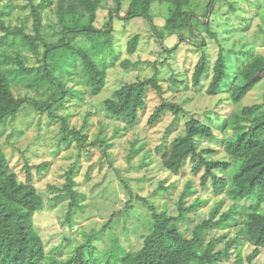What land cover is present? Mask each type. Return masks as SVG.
<instances>
[{
  "label": "clouds",
  "instance_id": "9594fccd",
  "mask_svg": "<svg viewBox=\"0 0 264 264\" xmlns=\"http://www.w3.org/2000/svg\"><path fill=\"white\" fill-rule=\"evenodd\" d=\"M39 2V0H37ZM238 5L237 11L229 12L226 5L221 6L217 3L213 8L212 13L209 16V29L210 32L215 33V39L208 37V48L202 51H211L213 53H218L221 48L230 49L233 47L232 41L228 43L220 42V34L227 26L225 21L229 24H239L241 21L248 22L251 27L245 34H237L233 36V40H240L241 44L245 40H250L253 34L259 36L260 39H264V0H234ZM59 0H55L51 9H45L42 13V31L41 39L37 41L39 56L28 48H23L25 54L32 57L28 63V67L40 68L44 61L43 53L46 50V46L51 48L58 45L61 41L63 32L62 24L60 22V17L56 14V8ZM209 3V0H200V6L196 9L198 12H203L205 10V5ZM115 0H108V4H105V0H99L97 6V14H100V9H104L103 15L107 16L108 7H114ZM171 5H163L164 9H167ZM127 7V5H125ZM174 7V6H173ZM191 5H186L184 10L190 8ZM156 9V5L152 6L153 12ZM221 13H227V15H221ZM123 15V13H121ZM73 14H66V20L70 21ZM167 15V12H165ZM85 23L87 22V17L85 18ZM51 23L55 27L48 29L46 26ZM220 25V27H217ZM70 26V25H69ZM94 26H99L95 25ZM122 27L120 22L115 25V30ZM197 29L201 34L204 33V29L197 25ZM56 33V34H53ZM3 35V33H0ZM35 35V33H32ZM180 35L188 37L192 44H181L180 47H192L193 44H198L199 40L194 37L187 30H174L168 32L165 30L162 36L158 39L157 35L153 34L151 39L146 41L147 49L146 52L141 56L138 53H134L130 57H125L123 55L117 56L116 65H120L124 59H130L135 61L137 59H147L150 61H155L157 59L163 61L164 56H148L147 53L152 52L154 49L156 51H161L160 44L162 43L166 48L173 47ZM250 47H255V45H249ZM91 47V45H89ZM240 44L236 45L239 48ZM50 53V57H51ZM133 57H135L133 59ZM36 59L40 60V63H36ZM217 56H213L212 63L206 66V72L208 74V79L204 80L202 77L205 71H201V77L199 84L193 79L195 76L198 64L192 65V70L189 74L188 80V90L173 92L167 91L160 95L155 89L151 92L149 99L152 100V105L149 110L142 116L137 117L139 123L132 116H129L127 120L117 121L114 118H110V112L108 110V103L114 100V94L120 90L123 85H112L111 81L114 77L110 74L108 69H105V80L101 81L96 85L99 91H95L87 85L89 80L88 76L82 78H77L75 80L66 81L64 84L65 89H71L72 92H84L82 98L77 99L76 97H66L65 100L61 101L57 99V103H63V107L60 108L56 115L59 117H68L73 114H78L74 116V119L70 121V126L75 125L77 130L83 127L84 120L88 116L89 112L93 115L88 117L90 123L94 125L91 131L88 133L87 142L92 143L94 140L99 143V141L113 142L112 137L117 135L115 141L118 145H123L122 148L109 149L107 156L102 158L100 151L97 150V154L93 156L91 160L84 162L81 166L80 172L74 177V183L83 185L80 188H71L72 193L85 194L87 195L91 189L96 187V199L83 200L81 201V207L83 211L78 209L70 208L69 205L73 204L74 197L67 190L68 180L66 174L70 170V165L75 162V156L77 151H79L77 144L73 143L72 148L66 151H61L59 157L52 155L55 152L56 141L60 139L57 135L60 131L59 125L53 128L47 136V142L53 147L49 150L47 156L36 158L31 156L30 145L35 139L37 133L35 126L24 133L23 136L19 137V142L16 139L8 141V135L12 132V127L8 128V131L3 137H0V147L3 148L4 153L10 154L13 151V146H15L18 151L12 157V164L16 161H21L20 167L14 169L18 173L17 175V186L20 182L25 185H30L31 189H35V196L37 198L39 207L35 211H39L40 208L45 209L44 215L51 217L54 215L60 223L65 225L62 234L59 232H46L44 237V242L47 247L51 248L53 245L59 246L62 243V236L68 235L69 225L73 226V231L75 235L69 238L73 241L70 246L65 249V253L71 255L73 250L77 248L85 239L90 235L103 234L104 238L109 241V247H111L112 239H123L126 234L136 233L141 236L150 235V232L145 231V228L151 227V206L155 205L158 210L161 205H167L169 209L175 210L179 207V211H172L171 214L180 217L182 212L180 205H183L184 209L189 208L193 205L194 201L197 199H203L204 194H199L198 196H192L188 198L184 196L182 199V193L185 192V186L193 179H196L199 183L198 177L193 178L191 175H185L181 177L175 171V163H166L165 160H160L155 157V150L163 143L165 132L171 126L172 122L177 118L183 116L181 120V126L173 131L171 135L167 137L168 141L171 142L176 140L177 142L184 137L189 135L187 127L185 125L190 119L202 120L207 113L211 116L214 124L209 127V136L203 140L196 148L195 155L203 156L205 161H216L221 159H231L229 152L221 149L215 155L205 154V149L215 148L216 145L210 141L216 139H227L229 142L236 140V129L243 128L245 131H249L250 125L253 119L264 118L261 115V111L264 110V76H261L260 80L252 86L251 91L244 89V85L249 81L245 79L244 73L248 72L249 69L245 67L240 73L236 72V69L232 64L222 63V66H218L216 61ZM257 61L261 65H264V50L257 53L249 63L255 64ZM50 62V61H49ZM15 67V66H13ZM180 68V63H172L171 67H165L161 72V75L172 77ZM120 72L121 77L124 81L129 83H143L144 81H151L155 73L151 69L144 71H125L123 69L117 68ZM235 76L236 79L233 84L234 89H244L243 93L237 91L233 95L232 90L227 88L221 89L219 82L223 81L225 77L231 78ZM139 78L138 80L136 78ZM218 78V79H217ZM251 79V77H249ZM107 81V82H105ZM215 81V83H214ZM200 84L203 87H200ZM172 86L170 81L167 85H162L163 88H168ZM195 89H199L198 91ZM56 88L45 82L44 86L39 89V93L28 92L27 95L30 99L39 102L52 103L50 97H53V93L56 92ZM24 92L20 93L23 96ZM237 96H242V99H237ZM160 101H166L169 105H174L171 111L163 117V119L157 118L152 124L148 121L155 115L153 108L159 106ZM235 101V103H233ZM27 105L22 104L21 108ZM55 107V105H53ZM179 109V111H177ZM249 109L250 111H245ZM51 111V109H49ZM251 112L252 115L249 116L247 113ZM36 111L32 110V115H36ZM47 116V112L44 113ZM217 116L219 118H217ZM225 120L228 121V127L223 131H219V125H221ZM131 121V123H129ZM107 129V131L101 134V127ZM147 126V131L145 130ZM98 137V140H97ZM144 137H147L145 140ZM199 136H193L192 139L195 141L199 139ZM247 138V137H246ZM260 143L256 146L254 150L249 152L247 155H242L239 158L232 159L231 164L226 170L224 175H227L229 180V188L235 189L232 191L233 195L240 192L245 181L240 178L235 183L232 182V177L236 175L237 171L241 170L242 164H248L250 158H264V134L259 137ZM132 144H135L136 155L132 156L131 159H127L130 153L133 151ZM146 145V146H145ZM101 148L103 145L100 146ZM183 148V145H181ZM227 145H225V149ZM142 149V151H140ZM119 152L120 155L117 157L116 153ZM193 153L189 152L191 157ZM23 157V159H22ZM65 157H70L65 160ZM111 158L115 162L112 167L109 168L108 164L105 163V159ZM171 161L172 157L166 158ZM179 159V157H176ZM50 163L51 167L49 169L37 172V167ZM103 164V169L96 167L90 174H88V169L92 165ZM146 165L141 167V165ZM132 167L133 169H139V171L128 172L127 169ZM23 170V172H21ZM204 169L201 170V175ZM31 177V179L29 178ZM177 181H180L179 187H176L175 192L172 193L169 199H160L159 194L163 193L165 189L171 191L172 187ZM161 185L163 187H161ZM193 189L188 188L187 191H192ZM30 188L21 189L20 195H25ZM102 193V195H101ZM155 194V195H154ZM243 194L241 195V197ZM32 199L31 196L27 197ZM226 200L230 199L229 196L224 197ZM245 198H238L232 201L233 204L239 206ZM179 202V205L178 203ZM223 212V209L221 210ZM74 213V214H73ZM202 219H208L209 217L202 214V210L199 213ZM220 213H217L214 220L220 219ZM261 215H264V201L261 204ZM201 220H197L196 223L199 224ZM79 227H76V226ZM195 228V225L191 226ZM183 229H179L181 235H183ZM224 231H229L225 229ZM237 229L231 230V235H235ZM220 231L213 229L212 235H220ZM188 240L192 239V235L187 236ZM211 237H207L204 240V244L207 245ZM51 240V243L48 241ZM142 244V241H141ZM247 247V245H245ZM139 251V248H137ZM259 259V258H258ZM255 264V262H253Z\"/></svg>",
  "mask_w": 264,
  "mask_h": 264
},
{
  "label": "trees",
  "instance_id": "16d2710c",
  "mask_svg": "<svg viewBox=\"0 0 264 264\" xmlns=\"http://www.w3.org/2000/svg\"><path fill=\"white\" fill-rule=\"evenodd\" d=\"M2 1L0 0V4ZM35 1L28 0L31 6L35 35L26 33L23 28L11 30L6 26L0 14V31L4 33V36L0 38V43L7 39V37H19L26 43L30 51L35 54L38 53L37 41L41 39L42 31V6L36 5ZM156 1L161 2L163 5H171L165 9L167 15L162 29L155 25L154 17L151 13L152 5ZM98 4L99 0H59L57 4V15L60 17V22L63 26L61 29L63 35L58 45L51 48L46 46L45 63L39 69L41 72L39 81H46L49 85L56 87L60 93L58 99L61 101L70 94V90L65 89L64 83L56 78L49 69L48 58L50 57V53L53 54L57 51L72 53L75 58L81 61L85 75L89 77L87 85L95 91H99L96 85L105 80V71L97 65L93 55H99L105 50L97 48V44H102L106 38L111 36L113 20L110 19L109 30L99 29L94 26ZM186 5H191V7L184 10ZM213 6L214 0H209L206 6L207 15H210ZM191 8L192 4L190 0H115V7L109 12L111 16L115 15L124 21L137 18L145 19L152 26L154 34L159 39L165 30L168 32L174 30H189L193 32L192 21L195 12ZM123 11L125 12V16L122 17L121 13ZM68 13L73 14L70 21L66 20V14ZM86 17L87 22L85 23ZM206 25L207 27L209 26V24ZM78 35H86L91 39L94 45L93 54H91V51L73 44L70 37ZM179 38L180 41L184 39L182 36H179ZM139 42V36H135L129 42L128 54L132 55L137 51ZM167 51L171 52L172 50ZM8 59L17 62L21 69L20 71L24 73L32 72L30 69L25 68L20 58ZM225 62V55L223 52H220L216 63L218 66H222V63ZM197 64L198 68L193 79L199 84L201 71H205L204 76L208 75L205 69L209 65V59L205 53ZM123 65L127 68L131 63L127 61ZM226 78L219 82L220 88H222ZM161 86L155 79L144 81L143 83L124 85L114 94L113 101L106 102L108 103L110 117L118 120H127L129 116H132L133 119H136L138 116L140 117V112L147 106L149 91L155 89L162 96L164 89L161 90ZM244 89H247V87L244 86ZM244 89L233 88V95L237 91L243 93ZM236 98L242 99L243 97L237 96ZM30 102L35 105V108L39 112L44 113L47 111L51 117L53 104H61L57 103V99H53L52 103L41 106L28 98H16L12 91L10 79L0 65V127L5 119L15 117L21 111L22 104ZM233 102L235 103V101ZM173 107L175 106L169 105L164 101L154 111L155 115L149 120V124H152L157 118L162 119ZM245 111L250 110L245 109ZM247 114L249 116L252 115L251 112ZM261 115H264V110L261 111ZM62 119L64 121L62 127L63 141L69 142L70 137H72L81 146L87 140V137L82 136L81 132L67 131V120L65 118ZM136 122L138 123L139 119H136ZM227 124L228 121L225 120L224 127ZM185 127H187L189 133L187 137L180 139L178 142L174 140L168 150L162 145L156 149L161 155V160H165L166 163H175V171L179 174L183 169L185 161L190 157L189 152H191L193 155L190 158L196 161L193 166V172H198L202 167L205 169L201 178V185L203 187L207 186V181L210 178L217 196L227 191L232 201L238 198L245 199L239 206L232 204L230 209L222 213L220 219L215 221L214 218L217 213H220L223 204V202H220L211 210L208 219H203L199 224L195 225L191 233V240L187 239V235L184 232L183 235L180 234L179 229L181 228L179 224L183 221H189L190 213L203 207L206 203L205 201L197 199L187 209H184L181 204L182 214L180 217L171 216L166 210L158 211L153 205L150 208L153 221L149 230L150 235L145 237L142 248L135 253H129L125 248L118 246L119 252L115 254L112 264H223L224 261L229 260H233V264H253V261L261 254V250L264 249V215L258 212L262 201H264V158L254 156L250 158L248 164L241 165L242 169L232 179V182L235 183L240 178H243L245 183L240 192L233 195L232 191L235 189L227 188L228 181L219 178L215 174V171H226L227 165L217 161H205L203 156L195 155L198 139L193 141L192 137L199 136V140L206 139L210 134V126L198 120L190 119ZM250 127L248 132L243 130V128H237L236 131L239 134L236 136V140L232 142L225 141L224 149L225 145H227L225 150L229 152L231 159L247 155L260 143L259 137L264 134V118H254ZM100 143H106V141L95 142L91 144V147H98ZM181 145H183V148H181ZM214 153L215 150L205 151L207 155ZM169 156L172 157L171 161L166 159ZM176 157H179V159H176ZM49 166V163L40 165L36 170L40 172L48 169ZM78 171L79 166L75 163L70 166V170L66 174L68 180L67 190L74 197L73 204L69 205V207L73 208L74 206L75 209L82 208L80 202L84 199L83 195L71 192V188L77 187V184L73 181ZM29 178L31 179V177ZM26 187L30 188V191L25 195H20L21 189ZM188 188L193 190L187 191ZM185 189V192L182 193V199L184 196L189 198L196 193L192 182H189ZM35 192V189H31L30 185H25L23 182H20L17 186V174L9 167V161L3 148L0 147V264H98L99 261L96 257L97 249L92 243L93 237L85 245L77 248L75 254L69 257L67 261L48 258L44 242L34 227V216L43 209L40 208L39 211H35L39 207ZM242 194L243 196L241 197ZM28 196H31L32 199H28ZM233 226L239 228V231L233 238L227 239L223 248H219L222 239L217 237H211L208 244H204V240L210 236L213 229L225 230ZM246 244L254 248L252 253L247 257L243 254Z\"/></svg>",
  "mask_w": 264,
  "mask_h": 264
},
{
  "label": "rangeland",
  "instance_id": "374dc122",
  "mask_svg": "<svg viewBox=\"0 0 264 264\" xmlns=\"http://www.w3.org/2000/svg\"><path fill=\"white\" fill-rule=\"evenodd\" d=\"M190 1L192 4L191 9H194L195 16L192 21L193 32L189 30L187 31L190 34H192L194 37L198 38L199 40L198 44H193L192 47L182 48L180 47L181 44H192L193 42L190 41L188 37L184 35H180L184 39L180 41V38H179L173 47L166 48L161 43L160 44L161 51H156L154 49L152 52L147 53L148 56L159 57L163 55L164 56L163 61L159 59L155 61H150L147 59H137L135 61H132L130 59H124L120 65H116L115 63L117 56L123 55L125 57H130L133 55V54L132 55L128 54V44L135 36L140 37V42H139L137 51L135 53H138L141 56H143V54L146 52V49H147V43L143 41H146L152 38V35L154 34L152 30V26L149 24L148 21H146L145 19H141V18H137V19L130 20V21H124V20L119 19L115 15L111 16L109 11L113 9L115 6L108 7L107 16L103 15L104 9H100V14L99 15L97 14L95 25H99L98 27L96 26L99 29L109 30L110 29L109 22H110V19H112L113 20L112 34L111 36L106 38L102 44L100 45L97 44V48L102 49V50L105 49V50L103 51V53L99 55H93V58L101 69H103L104 71L105 69H108L110 74L114 77V79H112L111 81L112 85H123L124 86L126 84H132V83H129L123 80V78L120 75V72L117 71V68L123 69L128 72L144 71L147 69H151L155 73L152 79L157 80L161 85H167L169 84L170 81L172 82L171 87L163 88L164 92H167V91L180 92L182 90L187 91L189 88L188 80H189V74L192 70V65L197 64L199 59L204 53L209 59V64H211L213 56L218 57L219 53L223 52L226 58V62L229 64H232L233 67L236 69L237 73H240L245 67L249 69L248 72L244 73L245 79L249 81L244 86L247 87L248 91H251L252 86H254V84L260 80L261 76H264V65H261L259 61H257L255 64L249 63L254 57L257 56V53L259 51L264 50V39H260L258 35L253 34L250 40H245L244 43L241 44L240 40H233V36L237 34L247 33L251 25L246 21H241L239 24H229L228 21H225V24L227 26L224 28V30L220 34V42L228 43L229 41H232L233 47L230 49L221 48L218 53H213L211 51H202V49L206 50L208 48V43H209L208 37L215 39L216 34L210 32V29L206 25L210 23L209 21L210 15H207L208 12L206 11L207 4L205 5V10L203 12H198L196 9H198L200 6V0H190ZM54 2L55 0H39V2H37L36 0L35 4L42 6L41 12L43 13L45 9H51ZM217 3H220L221 6L226 5L228 8V11L233 12V13L237 11V8H238V5L234 2V0H214L213 8L215 7ZM105 4L106 5L108 4V0H105ZM153 5H156V9L154 12L151 9V13L154 17L155 25L159 27L160 29H162L165 25V17H166L165 12L166 11L163 8V4L159 1L154 2ZM213 8H212V11H213ZM122 13L123 15L121 14V16L122 17L125 16V12L123 11ZM0 14L6 26H8L11 30L15 28H23L24 31L28 34L32 35V33H34L33 18L31 15V6L29 5L28 0H3L0 4ZM56 14H57V8H56ZM221 15H227V13H221ZM42 20H43V16H42ZM117 22H120L122 24V27H120L118 30H115V25ZM197 25L203 28L204 33H206L207 35L201 34L199 30L197 29ZM46 27L48 29H51L55 26L49 23ZM217 27H220V25H218ZM0 33H3V32L0 31ZM53 34H56V33H53ZM2 36H4V33L3 35H0V38ZM70 39L73 42V44L77 45L78 47L84 48L87 51L89 50L91 51V54H93L92 50H93L94 45L88 36L86 35L71 36ZM108 40L110 41V43ZM237 44H240L239 48H236ZM89 45H91V47H89ZM249 45H255V47H250ZM23 48H28V46L22 40V38L7 37V39H5L2 43H0V65H1L2 70L6 72V74L8 75L10 79V84H11L12 91L15 97L16 98H28L29 100H33L37 102L34 99H30L27 93L34 92V93L40 94L39 89L43 87L46 82L43 80L39 81V76L41 75V72L39 69L44 65V63L41 65L40 68L28 67L27 65L32 59V57H29L28 55H26ZM167 50H172V51L168 52ZM45 52L46 50L43 53V57L45 56ZM36 55L38 57L39 53H36ZM17 57L20 58V60L23 62L25 68H28L32 71L31 73H24L20 71L21 69L19 68L18 63L15 61H10V59H8V58H17ZM134 58L135 57H133V59ZM127 61H130L131 65L125 68L123 64L126 63ZM35 62L40 63V60L36 59ZM176 62L180 63V68L176 73H174L172 77L161 75V72L163 71L165 67H171V64L176 63ZM48 66H49V69L53 72V75L56 78L60 79L64 84L66 81L75 80L77 78H82L86 76L81 61L75 58L72 53H68L65 51H57L53 53L51 57L48 58ZM249 77H251V79H249ZM136 79L138 80L139 78L137 77ZM203 79L207 80L208 75L204 76ZM235 79H236L235 76L231 78L227 77L221 89L227 88L229 90H232L233 92V84H234ZM200 87H203V85L201 84ZM56 90L57 91L53 93V97H50V100L58 99L60 97V93L57 88ZM67 90H70V94L67 97H76L77 99H80L84 95L83 91L74 93L72 92L71 89H67ZM195 90L198 91L199 89H195ZM24 91H25V94L23 96H20V93ZM152 91L153 90H150L148 93L147 106L144 110L140 112V117H142L149 110L150 106L153 103L152 100L149 99V96ZM163 102L164 101H160L159 106ZM38 104L43 106V105H47L48 103L39 102ZM25 105L27 106L22 108L21 111L15 117H9L5 119V121L2 123L0 127V132H1V137H3L4 134L8 131V128L12 127V132L8 135L7 140L5 141V144H7L8 141H11L13 139H16L17 142H19V137L23 136L25 132H27L29 129L35 126L37 135L35 139L32 141V144L29 146L30 149H32L31 151L32 157L41 158L49 154V150L53 147V145L49 144L46 138L48 134L50 133V131L53 128H55L57 125H59V128H60V131L57 134L59 135L60 139L56 141V144L54 146L56 150L55 152L52 153V155L55 157H59L61 151H66L68 149H71L73 143H76L79 151H77L76 153L75 162L73 164L77 163L79 166V171L77 175L80 172L82 164L88 160H91L93 156L97 154V150L100 151L101 157L104 158L107 156L109 149H116V148L123 147V145H118L115 143L118 134L112 137L113 142L106 141V143H100L98 147H91V144L97 142L96 140H94L92 143H88L86 140L85 142L82 143L81 146H79L76 140H74L72 137H70L69 142L63 141L64 136H63L62 127H63L64 121L62 118H65L67 120V131L81 132L82 136L88 137V133L91 131L92 127L94 126L90 123L88 119V117L93 115L92 112L88 113V116L84 120L83 127L80 128V130L78 131L75 125L70 126V121L74 119L75 115H78V114H73L68 117H59L56 115V112H58L60 108L63 107V103L59 105H57L56 103L53 104L55 105V107H52V117L49 115V112L47 111H46L47 116L44 115L45 112L44 113L39 112L35 108V105L32 102L26 103ZM156 108L157 107L153 108V111H155ZM32 110H35L37 114L32 115ZM217 118L219 117L217 116ZM182 119H183V116L175 119L172 122L171 126L168 128V130L165 132L163 143L161 145L164 146L166 150L170 148L171 143L174 141L173 140L169 142L167 137L171 135L173 131L177 130L181 126ZM115 120L123 121V120H118V119H115ZM200 122L207 126H212L214 124V121L212 120L211 116H208L207 113H205V116L202 118V120H200ZM224 122L221 125H219V131L221 132H223L228 127V124L227 126L224 127ZM145 130L146 131L148 130L147 126ZM100 131H101V134H103L107 131V129L102 126ZM236 133L237 135L239 134L238 131H236ZM144 139L146 140L147 137H144ZM97 140H98V137H97ZM203 140L198 139L197 146L201 142H203ZM226 140L227 139L221 138L215 141H210L211 143H214L216 147L207 148L205 149V151L215 150V153L211 154V155H215L219 150L224 149V144ZM101 145H103L102 148L100 147ZM131 147L133 151L130 153L127 159H131L132 156L136 155L135 144H132ZM17 151L18 149H16L15 146H13V151L10 154H7V155L5 154L9 161V165L11 164L12 157L16 154ZM140 151H142V149H140ZM116 155L118 157L120 153L117 152ZM155 157L161 160V155L160 153H158L157 150H155ZM69 158L70 157H65L64 159L67 160ZM231 160L232 159H221V160H216V161L224 165L226 164L227 169H228V167L231 164ZM104 162L108 164L109 168H111L112 164L115 161L111 158H108V159H105ZM195 162L196 161L192 160L189 157L185 161L182 171L178 174L181 177L185 175H191L193 178L198 177L199 183H197L196 179H193L190 181L192 182V186L194 190H196V193L193 194L192 196H198L199 194L205 195L203 199H200L201 201L206 202L205 205L201 207L200 209L190 213L189 221H183L179 224L180 228L184 230L183 232L187 236L192 233L193 228L191 226L196 225L197 220H201V221L203 220L201 218V215H199L201 210H202L203 215L209 217L211 210L215 208L220 202H223L222 207L220 209V214L228 211L233 204L231 198L227 200L224 198L226 195L229 196L227 191H225L220 196H217L215 194L212 180L210 178L207 181L206 187H203L201 185V178L205 172V169L204 167H202L198 172L194 173L193 166ZM20 163L21 161L18 160L16 161L15 164H12L10 168L12 170L17 169L20 167ZM97 166L100 167L102 170L104 165L98 164V165L90 166L88 169L89 178H90L91 172ZM144 166L146 165H143V164L141 165V167H144ZM50 167H51V164L49 168ZM202 169H204V171H203V174L201 175ZM127 171L133 172V171H139V169H133L132 167H129ZM14 172L18 175L16 171ZM21 172H23V170H21ZM239 172L240 171L238 170L236 175L233 176L232 179L236 177L239 174ZM223 173H226V171H215V174L219 176V178L226 179L228 181L227 188H229L228 177L227 175H224ZM179 184H180V181H177L175 185L172 187L171 191L165 189L163 193L159 194V198L169 199L172 193L175 192L176 187H179ZM80 187H83V185L77 184L76 188H80ZM96 187H99V185L94 186L87 195L81 194L84 196L83 200L96 199L97 197L96 195H94V193L96 192ZM161 187L163 186L161 185ZM192 196H190L189 198H191ZM83 207H87V205H84ZM83 207L79 208L78 210L83 211ZM222 209H223V212L221 211ZM164 210H166L171 216H176V215L171 214V212L172 211L178 212V207L175 210H171L169 209L167 205H161L158 209V211H164ZM45 211H46L45 209H42L41 211L36 213L34 216L35 230L40 235L43 242H44V237L47 231L49 233L60 231L59 234H62L65 228V225L60 223L59 220L54 215L51 217V219L45 216L44 215ZM258 212L261 213V207L260 209H258ZM150 223L152 226V223H153L152 214H151ZM68 227H69V233L68 235L62 236L61 245L59 246L53 245L51 248H49L46 246L44 242L45 251H46L48 258L56 259L59 261H67L69 257L75 254L77 248L85 245L89 241V239L90 238L92 239L93 237L92 243L97 249L96 257L98 258V261H99L98 264H112L115 254L119 252L118 246L125 248L126 251L129 253H135L137 252V248H139V250L142 248L144 239L146 237V236L138 235L136 233H129V234H126L123 237V239H112L111 247H109V241L104 238L102 233L96 234V235H90L85 239L83 243H81L77 248L73 250V253L71 255H68L65 253V249H67L70 246V244L73 242L69 237L72 235H75V231H73V226L69 225ZM76 227H79V226L77 225ZM150 228L146 227L145 231L149 232ZM232 229H237V232L239 231V228H235L233 226L230 229H227L229 231L218 230L221 233L218 236L212 235V231H211L210 237H217V238L222 239L219 248H223L227 239L233 238L237 234L236 232L235 235H231ZM224 236L226 237V239ZM141 241H142V244H141ZM48 242L51 243V240H49ZM116 242L118 245L116 244ZM246 245L247 247L245 246L243 249V254L245 257L250 255L254 249L251 245L249 244H246ZM253 262H255V264H264V249L261 250V254ZM223 264H233V260L224 261Z\"/></svg>",
  "mask_w": 264,
  "mask_h": 264
}]
</instances>
